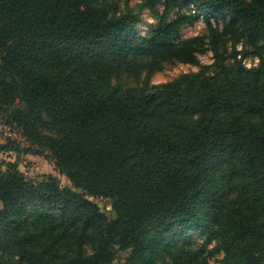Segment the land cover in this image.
<instances>
[{"label": "trees", "instance_id": "obj_1", "mask_svg": "<svg viewBox=\"0 0 264 264\" xmlns=\"http://www.w3.org/2000/svg\"><path fill=\"white\" fill-rule=\"evenodd\" d=\"M131 1L0 0V113L26 143L0 154L73 187L0 161V264H264V0H141L145 36ZM200 18L206 35L176 41ZM206 52L197 74L112 85Z\"/></svg>", "mask_w": 264, "mask_h": 264}, {"label": "rangeland", "instance_id": "obj_2", "mask_svg": "<svg viewBox=\"0 0 264 264\" xmlns=\"http://www.w3.org/2000/svg\"><path fill=\"white\" fill-rule=\"evenodd\" d=\"M130 4L136 11H141L143 22L138 26V29L140 30L141 36H145L151 30V27L157 23V21L148 9L141 10V0H132ZM157 10L159 12H163L164 9L163 7H158ZM176 12H178V9H174L172 15ZM181 12L188 15L194 14L193 11H188L187 9H184ZM228 23H230V18L227 17L220 16L216 20V25L220 29H223ZM204 35H206V24L205 21L200 18L185 26L176 38V41L203 37ZM226 49L228 53L233 52L232 43L228 42ZM236 50L242 51L243 46L238 44L236 46ZM198 60L200 66L183 63L168 64L165 65L162 70L152 74L150 77H147L146 73H142L140 78L123 76L119 79L113 80L112 85H117L124 89H137L144 85L155 86L171 83L185 75L199 73L201 66H211L213 64V54L211 52L198 54ZM259 64L260 60L252 55L244 59V65L248 68L257 67ZM8 141L19 142L24 145L26 144L21 138L20 132L15 127L8 125L6 123V118H4L0 113V143L5 144ZM0 161L17 162L20 172L28 180L39 181L44 177L52 176L60 182L62 187L73 188L66 175L60 171L55 162L50 161L46 157L26 155L17 159L15 154H0ZM90 200L99 207L101 212L109 217L113 216L112 205L109 200L103 198H90ZM124 257V254L119 255V258L114 264H121L122 258ZM210 264H215L214 260H211Z\"/></svg>", "mask_w": 264, "mask_h": 264}]
</instances>
